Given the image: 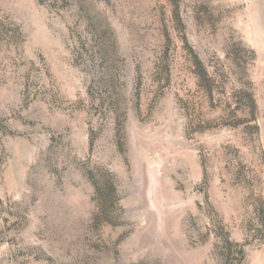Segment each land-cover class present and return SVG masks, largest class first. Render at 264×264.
<instances>
[{
	"label": "rangeland",
	"instance_id": "obj_1",
	"mask_svg": "<svg viewBox=\"0 0 264 264\" xmlns=\"http://www.w3.org/2000/svg\"><path fill=\"white\" fill-rule=\"evenodd\" d=\"M0 264H264V0H0Z\"/></svg>",
	"mask_w": 264,
	"mask_h": 264
}]
</instances>
